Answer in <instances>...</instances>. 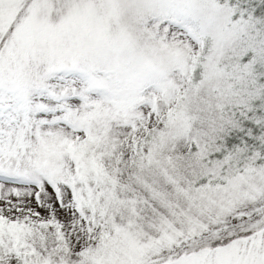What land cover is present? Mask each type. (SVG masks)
Masks as SVG:
<instances>
[{"label": "snow or ice", "instance_id": "1", "mask_svg": "<svg viewBox=\"0 0 264 264\" xmlns=\"http://www.w3.org/2000/svg\"><path fill=\"white\" fill-rule=\"evenodd\" d=\"M0 264H264V0H0Z\"/></svg>", "mask_w": 264, "mask_h": 264}]
</instances>
